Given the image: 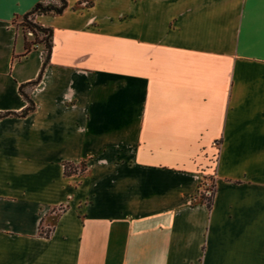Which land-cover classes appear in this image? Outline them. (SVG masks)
<instances>
[{"label": "crops", "instance_id": "obj_1", "mask_svg": "<svg viewBox=\"0 0 264 264\" xmlns=\"http://www.w3.org/2000/svg\"><path fill=\"white\" fill-rule=\"evenodd\" d=\"M65 1L0 119V264H264V0ZM38 2L0 0V113Z\"/></svg>", "mask_w": 264, "mask_h": 264}, {"label": "trees", "instance_id": "obj_2", "mask_svg": "<svg viewBox=\"0 0 264 264\" xmlns=\"http://www.w3.org/2000/svg\"><path fill=\"white\" fill-rule=\"evenodd\" d=\"M57 3L49 2H38L36 3L27 13L19 17L20 21L23 23V27L28 33L33 37L32 41H27L25 39L24 49L26 55L31 50L36 49L38 46H42L41 59L42 66L40 72L35 80L28 82L26 84L20 85L18 88L19 95L22 100L26 103V106L20 112H4L0 113V119L5 117H17L23 118L27 117L35 111V105L29 96V90L34 88L40 82L42 73L46 65L50 60V53L52 48V30L49 28H44L34 22V18L40 15H60L63 13L67 7L65 0H56ZM13 24H15V18L13 19ZM85 163L81 162L79 166H74L71 164H64V175L70 176L72 174L79 173L82 175L85 171ZM216 184L213 176H202L200 178L197 190V196L199 203L204 204L207 209H210L213 203V198L215 194Z\"/></svg>", "mask_w": 264, "mask_h": 264}, {"label": "rangeland", "instance_id": "obj_3", "mask_svg": "<svg viewBox=\"0 0 264 264\" xmlns=\"http://www.w3.org/2000/svg\"><path fill=\"white\" fill-rule=\"evenodd\" d=\"M14 25H15V30L17 31V34L19 35V37H21V34L23 33L24 38L27 41L33 40L32 35L26 31V29L23 27V23L20 21V19L16 18ZM4 44H7V35L4 36Z\"/></svg>", "mask_w": 264, "mask_h": 264}, {"label": "built area", "instance_id": "obj_4", "mask_svg": "<svg viewBox=\"0 0 264 264\" xmlns=\"http://www.w3.org/2000/svg\"><path fill=\"white\" fill-rule=\"evenodd\" d=\"M214 177V176H213Z\"/></svg>", "mask_w": 264, "mask_h": 264}]
</instances>
